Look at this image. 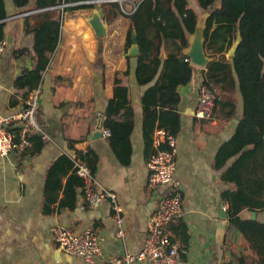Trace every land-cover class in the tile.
I'll use <instances>...</instances> for the list:
<instances>
[{
  "label": "crops",
  "instance_id": "0c3cea01",
  "mask_svg": "<svg viewBox=\"0 0 264 264\" xmlns=\"http://www.w3.org/2000/svg\"><path fill=\"white\" fill-rule=\"evenodd\" d=\"M32 2L19 9L12 0H4L7 17L1 38L5 48L0 59V113L20 111L28 93L40 86L38 117L49 140L32 135L23 151L0 156V264H116L115 259L143 248L149 217L163 191L162 187L153 189L147 185L153 129L159 122L156 119L150 125L141 103L149 84H138L135 57L128 54L135 32L132 31L127 46L129 20L118 16L107 23L100 5L107 2L97 3L93 9L63 10L62 3L49 7L54 15L62 12L60 38L39 83L29 88L20 82V77L34 64L30 29L40 10H27ZM122 3L127 4L123 7ZM122 3V11L131 13L135 6L132 0ZM94 10L105 27L103 36H96L88 22ZM207 17L203 19L205 24ZM23 50L26 52L20 53ZM181 52L189 58L186 48ZM212 63L218 80L213 89L217 99L212 117L199 118L194 114L197 90L208 71L206 65L192 62L193 78L178 88L180 100L174 115L163 117L167 128L174 129L173 178L183 193V217L168 229L179 239L185 251L183 257L191 264H261L227 216L226 193H239V188L249 202L239 211L240 219L264 223V207L255 202L240 164L227 86L225 108L214 60ZM117 85L127 88V108L114 113L112 119L131 124L126 143L117 136L111 140L110 129L107 137L90 136L99 118L105 128L109 103L119 99L115 94ZM240 113L238 100L236 114ZM88 150L96 155L93 173L97 181L116 194L122 208V237L116 234L110 203L104 200L96 209H85L82 185L72 181L76 174L63 155L72 160L78 151ZM255 208L259 210L255 211L256 216L252 214ZM179 224L186 237L176 230ZM57 226L77 233L93 229L102 240L101 254L88 261L59 250L54 239ZM133 264L148 263L142 260Z\"/></svg>",
  "mask_w": 264,
  "mask_h": 264
},
{
  "label": "trees",
  "instance_id": "16d2710c",
  "mask_svg": "<svg viewBox=\"0 0 264 264\" xmlns=\"http://www.w3.org/2000/svg\"><path fill=\"white\" fill-rule=\"evenodd\" d=\"M30 1L12 0L13 5L19 9ZM85 1L88 0H33L32 6L27 10H40L34 15L36 21L30 29L33 34L34 64L32 69L23 72L20 77L21 83L27 84L29 88L39 83L42 72L47 69L58 45L62 12L54 15V11L49 7L61 3H76L64 7L63 10L93 9L96 6ZM184 1L185 3L179 0H132L135 8L128 14L122 11L117 1L100 4L103 9L102 18L107 23L118 16L128 18L130 26L126 32V45L129 46L131 33L134 31L139 46V54L134 56V75L138 84H149L141 97V103L148 112L150 125L158 119L159 124L155 128H163L170 133L174 129L167 128L163 117L174 115L173 110L180 100L178 88L191 81L195 71L189 58L182 56L181 50L189 46V39L195 31L200 13L189 5L188 0ZM213 3L214 0H196L199 8L209 11L205 24L208 29L205 27L203 30V48L207 52L213 48L215 72L220 81L225 108L227 86L229 114L233 119L234 143L239 153L240 164L254 200L262 208L264 207V59L259 68L251 69L254 61L248 56V52L251 49L264 51V0H222L216 8L213 7ZM122 4L125 7L127 3ZM6 17L4 0H0V39ZM237 33L241 40L232 61L229 59L226 67L225 49L229 51ZM22 52L26 50L20 51ZM162 53L165 55L162 56ZM206 69L208 74L204 77L203 83L215 89L218 80L214 74L213 63H207ZM115 94L119 99L110 101L104 126L113 131L111 140L117 136L120 141L126 143L131 124L118 123L112 119V115L122 108H127V88L117 85ZM238 100L241 102L239 115L236 114ZM116 127H118L117 133ZM233 155L235 156L234 150ZM63 157L70 160L73 172L76 160H86L91 170L95 169L96 155L89 150L85 153L78 151L72 160L66 155ZM72 181L74 184L82 185L77 175L73 176ZM237 191L226 193L229 201L227 216L230 223L244 235L248 248L256 256L257 262L264 264V223H259L255 219L242 220L238 217L239 211L249 206V202L244 193L240 192V188L239 193ZM254 211L259 210L255 208ZM176 230L182 231L183 237H186L183 225H177Z\"/></svg>",
  "mask_w": 264,
  "mask_h": 264
},
{
  "label": "built area",
  "instance_id": "2783aa9c",
  "mask_svg": "<svg viewBox=\"0 0 264 264\" xmlns=\"http://www.w3.org/2000/svg\"><path fill=\"white\" fill-rule=\"evenodd\" d=\"M124 0H88L85 3H102ZM76 3H62L65 7ZM135 6H132V11ZM5 48V40L0 39V59ZM182 51V50H181ZM41 87L33 88L26 98L25 106L10 115L0 113V156H7L14 151H23L29 144V137L38 135L43 141L49 140L38 113L41 105ZM217 95L213 89L202 83L197 90L194 114L199 118H211L215 109ZM109 130L101 129V137H107ZM164 145V146H163ZM153 152L147 162V185L150 188H163L156 206L149 217L147 236L143 248L135 254H125L115 259L116 264H133L146 261L148 264H191L183 257L185 253L179 239L168 229L170 224L183 217L182 190L174 181L175 138L172 133L155 128L152 136ZM74 173L82 181L84 208L93 210L107 200L112 209L116 234L124 235L122 208L117 203L116 194L102 187L86 160L74 161ZM54 239L59 250L88 261L101 254L102 240L91 228L77 233L68 227L57 226Z\"/></svg>",
  "mask_w": 264,
  "mask_h": 264
},
{
  "label": "water",
  "instance_id": "95a60500",
  "mask_svg": "<svg viewBox=\"0 0 264 264\" xmlns=\"http://www.w3.org/2000/svg\"><path fill=\"white\" fill-rule=\"evenodd\" d=\"M201 21H203V19L200 15V19L196 25L195 31L190 36L189 46L186 48L187 55L189 56L191 62L195 65H207V60H208L205 56V53L203 52L204 51L203 50L204 49L203 48V30L205 28V25H203V29L201 31V29L199 28ZM88 22H89V24H90L91 28L93 29L94 34L96 36H103L105 34V27H104L99 15H98L97 11L94 10L92 17L88 20ZM196 31L200 32L201 41H200L199 45H197V47H193L192 43H191V39H192V37ZM240 40H241V37H240L239 33H237V37H236L235 41L233 42V45L231 46V48L229 49V52H228L230 56L234 55ZM128 54L131 56H135V55L139 54V47H138V43L136 40V35H133L132 44L130 46ZM102 122H103L102 118H99L97 121V124L95 126V129L93 130V132L90 135L92 138L101 137V129L103 127Z\"/></svg>",
  "mask_w": 264,
  "mask_h": 264
},
{
  "label": "rangeland",
  "instance_id": "374dc122",
  "mask_svg": "<svg viewBox=\"0 0 264 264\" xmlns=\"http://www.w3.org/2000/svg\"><path fill=\"white\" fill-rule=\"evenodd\" d=\"M180 1L185 3L184 0H180ZM221 1L222 0H214L213 7L214 8L218 7L220 5ZM188 3L191 7H194L200 13L202 19H204L206 17V15L209 14L208 10H203V9L199 8V6L196 4V0H188ZM203 25H205V24L203 21H201V23L199 25V28L201 29V31L203 29ZM212 47H213V45H212ZM203 50H204L203 52L205 53L206 58L208 59L207 63L212 62L213 61L212 51L207 52V51H205V49H203ZM225 51H226L225 59H226V64H227L228 60L229 59L231 60L233 56L229 55V53H228L229 51H227V50H225ZM248 56H250V58L253 59V61H254L253 67H251V69L252 68H259L262 65V61H263L262 59H264V51L258 50V49H251L248 52ZM234 62H235V60H234ZM263 65H264V63H263Z\"/></svg>",
  "mask_w": 264,
  "mask_h": 264
},
{
  "label": "bare ground",
  "instance_id": "6f19581e",
  "mask_svg": "<svg viewBox=\"0 0 264 264\" xmlns=\"http://www.w3.org/2000/svg\"><path fill=\"white\" fill-rule=\"evenodd\" d=\"M201 41V35L199 31H196L195 34L193 35V40H192V46L197 47ZM252 214L256 216V212L254 211Z\"/></svg>",
  "mask_w": 264,
  "mask_h": 264
}]
</instances>
